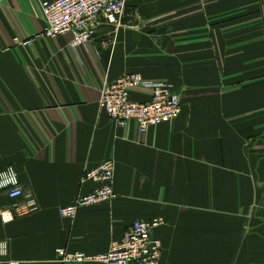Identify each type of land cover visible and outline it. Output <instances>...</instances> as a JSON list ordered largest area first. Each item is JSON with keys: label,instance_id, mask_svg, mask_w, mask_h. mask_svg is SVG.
Segmentation results:
<instances>
[{"label": "crops", "instance_id": "obj_1", "mask_svg": "<svg viewBox=\"0 0 264 264\" xmlns=\"http://www.w3.org/2000/svg\"><path fill=\"white\" fill-rule=\"evenodd\" d=\"M41 1L53 0H0V171L12 166L38 207L0 219V264H97L55 251L106 253L157 218L160 264H264V0H126L121 26L77 57L71 33L42 35ZM125 74L172 85L179 117L144 135L117 127L99 99ZM109 159L116 199L62 218ZM13 203L0 190V211Z\"/></svg>", "mask_w": 264, "mask_h": 264}, {"label": "built area", "instance_id": "obj_2", "mask_svg": "<svg viewBox=\"0 0 264 264\" xmlns=\"http://www.w3.org/2000/svg\"><path fill=\"white\" fill-rule=\"evenodd\" d=\"M40 9L45 21L42 35L55 38L71 33L69 49L76 57L81 48H87L96 31L103 25L118 28L126 10V0H53L41 1ZM32 40L24 44L30 45ZM133 89H146L151 96L144 102L130 98ZM99 108L117 127H126L133 121L137 132L144 135L151 127L169 124L181 114V102L172 85L164 81H146L136 74H125L101 90ZM115 162L105 160L95 169L87 171L83 181L101 184L93 192L80 195L72 205L59 210L62 218L73 220L78 209L110 203L116 199L113 189ZM0 190L14 203L9 210L0 211V219L8 223L15 218L37 210V203L26 193L12 166L0 171ZM163 225L162 219L135 221L122 239L114 242L109 251L97 255L71 254L64 249L55 251L63 263L97 264H160L162 248L152 232ZM8 255L6 241L0 242V258ZM8 264H19L9 262Z\"/></svg>", "mask_w": 264, "mask_h": 264}]
</instances>
